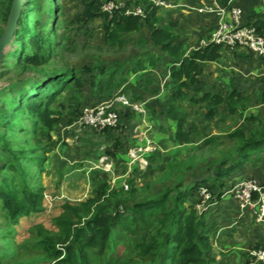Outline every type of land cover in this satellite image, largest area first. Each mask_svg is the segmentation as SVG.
Masks as SVG:
<instances>
[{"label":"rangeland","instance_id":"rangeland-1","mask_svg":"<svg viewBox=\"0 0 264 264\" xmlns=\"http://www.w3.org/2000/svg\"><path fill=\"white\" fill-rule=\"evenodd\" d=\"M9 1L0 0V37L7 25ZM232 8L233 5L229 7L230 10ZM23 9L24 24L20 40L9 46L5 59L0 64V106L7 108L5 100L9 96L5 94L4 88L10 87L16 81L35 80L71 71L75 74L77 83H72L69 91L59 96L54 104L61 113L62 121L51 131V138L48 130L33 131L32 121L24 115L15 113L12 116L11 122L18 124V128L10 130L4 127V123L1 124L0 116V165L8 160L2 157L6 156L2 148L8 142L13 151L19 152L17 157L24 164L41 157L43 160L39 171L32 165H27L25 170L29 176L32 172H37L38 183L44 188L45 196L43 210L21 215L15 223L7 220L5 213L0 210V264H52L36 245L40 240L39 234L57 235L60 230L56 221L65 216L66 205L78 206L95 196V190L101 182H112L111 175L95 169L101 156L108 154L117 163L119 159H127V153L133 147H125L126 143L131 139L135 141V145L139 143V136L144 127L143 119L131 111L124 112L119 126L109 130L78 129L76 123L82 114L71 116L73 104L70 96L74 93L83 96V106L86 107L106 99L99 96V85L114 68L123 65L121 78H126L129 86H125L120 92L128 100L145 103L152 138L166 151L149 158V165L145 170L139 167L134 169L128 183L138 191L135 199L157 197L166 188L174 186L177 176H186V180L190 181L197 174L206 176L224 161L233 162L244 158V155L241 157L238 153L244 141L257 137L263 131L264 105L253 103L239 114H230L220 109L213 115L209 114L208 104H196V101L203 97L201 92L185 90L187 98L178 101L176 105L181 115L186 118V129L191 131L193 142L186 145L176 144L173 131L177 129V125L175 126L167 113H164L174 94L175 87L172 82L162 85V88L154 92L130 88L133 84L130 78L132 69L128 67L137 55L146 56L150 47L148 44L143 48L139 44L146 43V38L151 39L147 26L139 33L125 36L122 47H112L107 39L103 19L83 21L86 5L80 0H25ZM199 14L204 15L200 12ZM34 39L41 43L42 56L47 58L41 66L26 64L25 55L35 54L32 43ZM208 40L209 38L195 45H188L187 50L196 49L203 41ZM22 48L25 53L21 55L18 52L17 57L12 59L10 52ZM234 60L229 57L224 64L225 70H217V76L211 72L214 78L203 82L202 94L211 91L227 97L233 90L232 87H235L243 95L252 98L258 96L264 88V75H260L262 71L256 72L252 67L250 70L247 64L239 66ZM161 100L163 113L157 116L151 104ZM112 136L114 138L110 139ZM115 139L119 140L121 145L117 146ZM256 152H248L252 155L254 163L246 164L259 166L264 163V146ZM123 170L119 165L118 174L121 175ZM3 174L11 175L10 172ZM227 182L229 183V180ZM113 188L120 190L114 185ZM131 198V190L126 191L124 199ZM115 246L111 249V253H114L112 258L95 260L94 264H125L133 249L129 237L118 242L116 248Z\"/></svg>","mask_w":264,"mask_h":264},{"label":"trees","instance_id":"trees-1","mask_svg":"<svg viewBox=\"0 0 264 264\" xmlns=\"http://www.w3.org/2000/svg\"><path fill=\"white\" fill-rule=\"evenodd\" d=\"M80 1L86 5L84 22L101 19L105 21L107 39L112 47H122L125 36L141 32L144 26L149 28L151 42L139 44L143 48L148 44L159 47L161 52L171 59L170 79L175 90L166 113L177 125V142L180 145L192 143L191 131L186 129V118L181 115L176 103L187 98L185 90L201 92L203 82L200 76L203 66L220 62L226 49L221 45L210 44L207 47L187 50L185 44H175L176 24L160 27L161 8L154 6L150 0L134 2L145 6V18L128 16L123 9L110 16L103 12L105 0ZM229 1L223 2L226 9L230 6ZM12 2L13 0L8 2V12L11 11ZM23 14L22 12L17 31L9 46L20 40L24 24ZM252 25L264 36V14L257 16V21ZM32 43L35 54L25 55L26 64L41 66L47 60L42 56L43 47L37 39ZM18 52L22 55L25 53L24 48L10 52L12 59L17 57ZM161 62L162 57L152 58L149 65L140 61L130 72L138 73L148 66L157 67ZM120 66L109 72V76L99 85L98 93L101 98H113L127 84L126 78H121L123 65ZM76 81L77 78L71 71L35 80L16 81L10 87L4 88L9 98L5 100L7 108L0 106L1 124L4 123L8 130L17 129L18 124L11 122V118L18 113L32 121L33 131L48 130L51 138V131L62 121L61 113L54 104ZM70 101L73 104L71 116L83 114L86 108L83 106V96L74 93L70 96ZM200 103L209 105V114H217L220 109L230 114H239L253 103L264 105V88L256 98L243 95L234 87L227 97L208 93L196 101V104ZM124 112L127 113L128 110L119 111L120 121ZM262 130L257 137L245 140L238 150L244 158L233 162L224 161L210 172V176H199V179L192 183L186 182V176H177L172 188H166L154 198L135 199L138 191L130 186L132 198L127 200L124 199L126 190L123 187L122 190H116L111 181L101 182L93 198L78 206L66 205L65 216L56 221L60 232L54 236L40 233V240L36 245L52 264H94L95 260L112 258L113 246H117L118 242L128 236L133 249L125 264H220L213 255L216 225L206 220L207 211L203 212L198 208L203 204L200 191L202 188L209 189L212 195L207 204H210L209 206L221 198L228 187L227 180L246 162L254 163L252 155L248 152L257 153L256 151L264 146V127ZM113 138L114 136L110 137ZM8 143L2 148L6 155L2 157L8 160L0 165V210L5 213L7 220L15 223L19 216L34 214L44 208V188L38 183L37 172H32L29 176L25 170L27 165H32L39 171L43 159L34 158L24 164L17 157L19 152L13 151ZM116 145H121V142L116 140ZM5 172H10L11 175L6 176L7 174H3Z\"/></svg>","mask_w":264,"mask_h":264},{"label":"crops","instance_id":"crops-1","mask_svg":"<svg viewBox=\"0 0 264 264\" xmlns=\"http://www.w3.org/2000/svg\"><path fill=\"white\" fill-rule=\"evenodd\" d=\"M165 1L169 3L168 0ZM171 1L172 2H170L169 4H172V8H161L159 10V16L161 17L159 26L166 27L171 23H177L178 25H176L174 31V33L177 35L175 44L183 43L185 44V49H188V45H195V43L201 40L210 38L211 34H209V32L212 29L214 30L217 25L218 17L216 14L203 13L204 15H202L199 14L198 11L209 6L214 8H225L223 2L226 0ZM133 2H135V0H133ZM229 4L230 6L233 5L234 7L242 9L243 25L254 24L257 21V16L264 14V0H230ZM229 7L228 10H230ZM227 17H230L229 13ZM146 41L151 42V39L146 38ZM149 46L150 47L147 50L148 54H146V56L137 55L134 58V61L129 65L128 69H132L135 64L139 63L140 61L144 62V64L146 65H149V61L152 58L162 57L163 62L158 64L157 67L148 66L147 69L142 70L138 73L132 72L130 78L133 84L130 86V88H141L142 90H149V92H154L158 88H162L165 84H168V82H171V59L167 57V55L163 54L159 47H154L152 45ZM236 55H240L238 56L240 58H238ZM229 57H231L233 60L235 59L234 63H238L237 65L246 66L245 64H247L249 66V69L250 67H252L254 68L253 70H256V72L262 71L260 72V75H264V59H261L247 49L238 48L234 50H225L223 58L220 62L204 65L203 73L200 76L201 81L209 82L210 80H212L214 76H212L211 72H213L214 75L217 76V70L224 71V64L227 62ZM128 83L129 81L127 82V84H125V86H127ZM125 86L123 88H125ZM233 88L234 87H232V89ZM126 89L129 90V88ZM120 90L117 93H119L120 95H124L122 92H120ZM125 93H127V91ZM202 93L203 90H201L200 95L203 96L208 93L215 94L211 91L204 92V94ZM108 99L110 98H106L102 102H105ZM162 106V100L152 102L151 104V107H153L154 112L157 116L163 113ZM164 113H166V111H164ZM173 123L176 126L175 122ZM173 133L175 136V142L176 144H178L176 139L177 129H175ZM139 141L141 140L139 139ZM128 143H126L124 146H129L128 148H130L131 146L135 145V141L133 139H131ZM160 148L161 153H166L162 146H160ZM126 160V158L122 160L119 159V162H117V164L119 163L120 168L123 167L124 169L121 175H117L116 184L114 185L117 189H121L123 185L128 182L129 177L134 171V169L131 171H128L126 169ZM127 172H129L128 175ZM210 172L206 176L197 174L192 177L190 181L186 180V182H195L197 179H199V176L204 178L210 176ZM247 179H256L264 184V163L259 166H254L251 163H247L240 170L234 173L228 179L229 183L227 182V185H230L229 189L225 190L223 196L217 199V201L209 206L207 210L206 220L216 225V228L214 230L213 255L216 257L220 264H246L248 252L251 249L264 246V224L257 221V209H243L239 201L236 200L231 193V188L233 186L240 184Z\"/></svg>","mask_w":264,"mask_h":264},{"label":"built area","instance_id":"built-area-1","mask_svg":"<svg viewBox=\"0 0 264 264\" xmlns=\"http://www.w3.org/2000/svg\"><path fill=\"white\" fill-rule=\"evenodd\" d=\"M158 8H172V4L163 0H150ZM125 10L126 15L135 17H146L145 6L134 3L133 0H106L103 4V12L112 16L117 10ZM200 13L216 14L217 25L212 31L208 41H203L200 47L210 44L223 46L226 50L244 48L264 59V36L260 35L254 25H243V11L234 7L228 10L224 7H205ZM230 14L228 18L227 15ZM198 47V48H200ZM128 110L142 117L143 129L139 136V143L133 146L127 153L126 169L129 171L139 167L145 170L151 156L161 152L158 143L152 138L151 127L147 122V108L145 103L131 102L124 95H116L113 98L94 106H88L76 123L78 129L91 128L95 130L114 129L120 123L121 110ZM141 127H138L140 129ZM95 165V169L109 174L113 177L112 184H116L118 165L113 157L108 154L101 156ZM129 172H127L128 175ZM126 191L130 190V184L123 185ZM231 193L239 201L243 209H257V221L264 224V184L256 179H247L231 189ZM200 195L203 204L198 206L200 210L207 211V205L212 195L207 188H202ZM246 264H264V247L254 248L248 252Z\"/></svg>","mask_w":264,"mask_h":264},{"label":"water","instance_id":"water-1","mask_svg":"<svg viewBox=\"0 0 264 264\" xmlns=\"http://www.w3.org/2000/svg\"><path fill=\"white\" fill-rule=\"evenodd\" d=\"M25 0H13L6 28L0 37V64L7 54L9 45L17 31L18 22L23 12ZM1 88V87H0ZM54 133L52 132V135Z\"/></svg>","mask_w":264,"mask_h":264}]
</instances>
